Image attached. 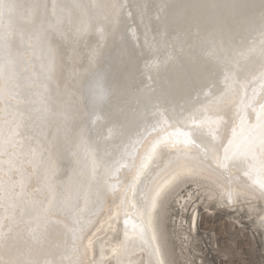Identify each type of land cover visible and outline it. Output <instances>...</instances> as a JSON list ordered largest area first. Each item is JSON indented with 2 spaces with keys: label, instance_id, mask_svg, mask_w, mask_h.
Returning a JSON list of instances; mask_svg holds the SVG:
<instances>
[{
  "label": "bare ground",
  "instance_id": "1",
  "mask_svg": "<svg viewBox=\"0 0 264 264\" xmlns=\"http://www.w3.org/2000/svg\"><path fill=\"white\" fill-rule=\"evenodd\" d=\"M190 181L264 204V0H0V264H168Z\"/></svg>",
  "mask_w": 264,
  "mask_h": 264
},
{
  "label": "rangeland",
  "instance_id": "2",
  "mask_svg": "<svg viewBox=\"0 0 264 264\" xmlns=\"http://www.w3.org/2000/svg\"><path fill=\"white\" fill-rule=\"evenodd\" d=\"M179 187L163 197L157 209L168 264H264V229L259 223L264 204L260 200L252 208L244 201L230 208L217 189L203 182L190 181ZM189 191L195 197L185 207L180 201L190 199ZM194 211L198 225L192 230ZM110 262L107 258L106 264Z\"/></svg>",
  "mask_w": 264,
  "mask_h": 264
}]
</instances>
